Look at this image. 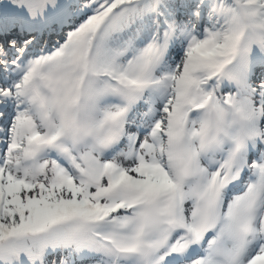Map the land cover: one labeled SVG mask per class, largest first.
Returning a JSON list of instances; mask_svg holds the SVG:
<instances>
[{
    "label": "snow or ice",
    "instance_id": "snow-or-ice-1",
    "mask_svg": "<svg viewBox=\"0 0 264 264\" xmlns=\"http://www.w3.org/2000/svg\"><path fill=\"white\" fill-rule=\"evenodd\" d=\"M0 264H264V0H0Z\"/></svg>",
    "mask_w": 264,
    "mask_h": 264
}]
</instances>
